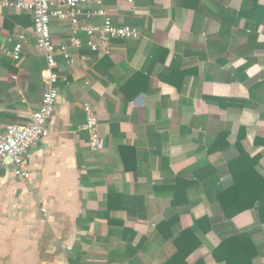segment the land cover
I'll list each match as a JSON object with an SVG mask.
<instances>
[{
  "label": "crops",
  "instance_id": "1",
  "mask_svg": "<svg viewBox=\"0 0 264 264\" xmlns=\"http://www.w3.org/2000/svg\"><path fill=\"white\" fill-rule=\"evenodd\" d=\"M105 7L140 35L109 54L72 50V66L55 54L50 133L31 150L28 179L9 159L0 170V264H264V209L227 218L219 201L242 153L264 178V0ZM69 28L51 21L56 46ZM20 34L14 61L2 50ZM45 67L31 15L0 7L3 128L39 108ZM85 103L100 122L94 152Z\"/></svg>",
  "mask_w": 264,
  "mask_h": 264
},
{
  "label": "built area",
  "instance_id": "2",
  "mask_svg": "<svg viewBox=\"0 0 264 264\" xmlns=\"http://www.w3.org/2000/svg\"><path fill=\"white\" fill-rule=\"evenodd\" d=\"M0 7L31 15L36 46L46 59L43 70L45 89L39 108L30 113L24 125L6 128L0 125V170L9 159L14 175L28 179L31 150L49 135L48 124L58 98L55 54L60 53L65 63L72 66L76 61L72 50L85 46L98 55L109 54L115 41L134 40L140 33L135 27L116 25L105 7V0H0ZM52 20L67 21L70 27L66 42L58 46L52 41ZM24 43L25 36L20 34L12 48L3 49L2 53L19 61ZM78 59L85 60V56L80 55ZM83 110L86 121L82 130L88 135V149L94 152L100 146V122L90 103H85Z\"/></svg>",
  "mask_w": 264,
  "mask_h": 264
},
{
  "label": "trees",
  "instance_id": "3",
  "mask_svg": "<svg viewBox=\"0 0 264 264\" xmlns=\"http://www.w3.org/2000/svg\"><path fill=\"white\" fill-rule=\"evenodd\" d=\"M254 163L255 159L244 153L231 162L233 183L219 194V201L227 218L257 203L264 209V178L253 169ZM226 242L222 243V247ZM226 262L231 264L228 258Z\"/></svg>",
  "mask_w": 264,
  "mask_h": 264
}]
</instances>
